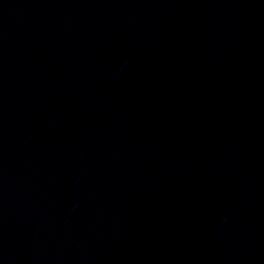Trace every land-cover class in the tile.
Returning <instances> with one entry per match:
<instances>
[{"label": "water", "instance_id": "1", "mask_svg": "<svg viewBox=\"0 0 264 264\" xmlns=\"http://www.w3.org/2000/svg\"><path fill=\"white\" fill-rule=\"evenodd\" d=\"M0 264H264V0H0Z\"/></svg>", "mask_w": 264, "mask_h": 264}]
</instances>
